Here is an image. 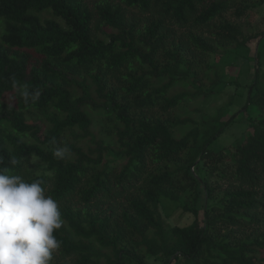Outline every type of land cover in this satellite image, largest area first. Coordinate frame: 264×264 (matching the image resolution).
<instances>
[{
  "label": "trees",
  "instance_id": "16d2710c",
  "mask_svg": "<svg viewBox=\"0 0 264 264\" xmlns=\"http://www.w3.org/2000/svg\"><path fill=\"white\" fill-rule=\"evenodd\" d=\"M252 3L0 0V103L7 96L11 102L0 106V168L43 181L46 195L58 201L64 223L54 235L63 259L264 264L259 64L240 96L246 98L241 112L257 109L249 119L253 133L233 150L214 152L211 144L236 122L238 113L226 117L238 97L207 119L201 109L200 120L177 112L204 92L198 57L241 47L242 28L221 21L215 46L169 26L174 21L184 29L190 22L194 29L210 28L229 10L242 18ZM44 13L52 18H42ZM207 68L213 71L208 96L222 85L223 74ZM14 79L38 89L39 100L25 104ZM184 81L192 90L176 91ZM92 113L104 118L100 131L94 130ZM189 125L188 132L176 134ZM58 145H67L71 156L55 158ZM32 157L46 167L41 175L28 169ZM164 200L182 204L168 215ZM182 219L191 222L181 225Z\"/></svg>",
  "mask_w": 264,
  "mask_h": 264
},
{
  "label": "rangeland",
  "instance_id": "374dc122",
  "mask_svg": "<svg viewBox=\"0 0 264 264\" xmlns=\"http://www.w3.org/2000/svg\"><path fill=\"white\" fill-rule=\"evenodd\" d=\"M210 2V0H206ZM42 18H52L49 13H44ZM223 20H228L237 23L242 28L243 37L240 38L242 44L241 47H234L228 53L218 50L217 54L211 56H199L203 64H197L196 68L200 73V77H204L205 81L203 85V94L196 98H188L183 105L178 109V116L188 117L196 120L202 118V113L205 115L204 118H209V116L216 115L219 113V109L223 108L233 97H238L237 103L230 108V114L226 119L238 113L236 117V122L231 124L210 146V150L214 152H219L224 148H230L233 150L234 146L241 144L246 137L253 133V129L249 125V119L254 115H258L257 109L250 108L247 111L241 112L242 104L245 103V97H240L241 94L245 93L246 84L254 78V73L256 71V66L259 64L260 69V79L264 86V0H253L251 8L246 12V14L237 19L234 14V10H229L220 20L217 18L210 28L204 29H194L191 22L188 24L186 29L178 27L173 21L170 27L176 29L178 33L184 31H193L196 35L202 38H208L211 44H217L219 32V23ZM63 24L62 20H59ZM244 45V46H243ZM189 48L194 52H197V48L193 43H188ZM194 52V53H195ZM195 55L191 56L194 57ZM257 56V58H255ZM253 58L255 60H253ZM208 65L218 68L223 74L222 85L215 86L210 95L207 96V92L211 91V85L209 77H212L213 71L207 68ZM249 69L248 76L246 75V70ZM236 81V83H234ZM176 91L186 90L190 92L192 86L187 81L177 84L175 87ZM11 105L9 97L7 96L0 103ZM202 110V113L198 111ZM92 118L94 119V130L100 131V127L104 123V118H100L97 113H92ZM191 126L182 127L176 130V134L182 135L188 132ZM71 141V139H70ZM28 169L36 174L41 175L46 167L37 158L32 157L28 162ZM181 202H170L164 200V211L168 215H172L175 210L181 205ZM178 215L175 216V221ZM191 220L182 219L181 225L189 224ZM68 262L71 264L70 258L63 259L60 251L53 253V259L51 264H61L63 262Z\"/></svg>",
  "mask_w": 264,
  "mask_h": 264
},
{
  "label": "clouds",
  "instance_id": "9594fccd",
  "mask_svg": "<svg viewBox=\"0 0 264 264\" xmlns=\"http://www.w3.org/2000/svg\"><path fill=\"white\" fill-rule=\"evenodd\" d=\"M12 86L25 104L39 100L40 91H30L27 83L14 79ZM53 155L65 159L71 149L58 145ZM63 223L59 203L46 195L43 181L29 182L7 167L0 168V264H51L53 253L61 248L54 232Z\"/></svg>",
  "mask_w": 264,
  "mask_h": 264
}]
</instances>
